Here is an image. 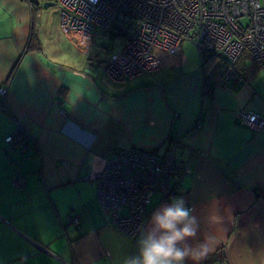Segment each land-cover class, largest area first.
Returning a JSON list of instances; mask_svg holds the SVG:
<instances>
[{"label": "crops", "instance_id": "0c3cea01", "mask_svg": "<svg viewBox=\"0 0 264 264\" xmlns=\"http://www.w3.org/2000/svg\"><path fill=\"white\" fill-rule=\"evenodd\" d=\"M41 4L0 0V264H126L143 232L129 238L111 224L93 174L116 151L161 153L171 142L192 170L169 200L151 194L145 230L157 208L183 198L199 221L189 243L207 245L197 264H264V130L235 116H264V72L248 59L247 83L225 87L221 60L205 73L181 53L121 88L103 72L113 53L101 68L92 63L96 30L81 45L57 11L55 33L39 37Z\"/></svg>", "mask_w": 264, "mask_h": 264}, {"label": "built area", "instance_id": "2783aa9c", "mask_svg": "<svg viewBox=\"0 0 264 264\" xmlns=\"http://www.w3.org/2000/svg\"><path fill=\"white\" fill-rule=\"evenodd\" d=\"M38 1V0H34ZM59 13L64 32L79 37L81 45L99 29L105 36L121 35L124 44L105 63L106 78L123 88L143 74H153L181 54L189 39L224 64L221 85L247 83L236 68L246 49L264 67V0H39ZM211 90L203 83V96ZM7 85L0 84V105L6 108ZM238 123L252 131L264 130V116L242 108ZM198 124V123H197ZM199 125V124H198ZM7 142L13 137L8 136ZM23 145L22 150H26ZM175 142L161 152L129 148L114 152L93 174L96 198L111 224L129 238L145 231L147 207L153 192L169 200L192 166L175 158ZM17 186L24 177L18 176ZM191 209V208H190ZM67 223L79 226L74 215Z\"/></svg>", "mask_w": 264, "mask_h": 264}, {"label": "clouds", "instance_id": "9594fccd", "mask_svg": "<svg viewBox=\"0 0 264 264\" xmlns=\"http://www.w3.org/2000/svg\"><path fill=\"white\" fill-rule=\"evenodd\" d=\"M198 231L199 221L192 210L183 198L174 197L152 213L139 240V254L126 264H185L189 259L197 264L207 254L205 242L189 243Z\"/></svg>", "mask_w": 264, "mask_h": 264}, {"label": "rangeland", "instance_id": "374dc122", "mask_svg": "<svg viewBox=\"0 0 264 264\" xmlns=\"http://www.w3.org/2000/svg\"><path fill=\"white\" fill-rule=\"evenodd\" d=\"M39 14H38V23H37V34H39V37L44 36V31H48L50 33H55L54 29L57 25V17L58 13L57 10L54 9L53 5H48L44 7V4H41L39 7ZM101 31L97 29L95 31V46H97V52L93 56V64L97 67L101 68V66L107 61L108 57L114 53L117 52L122 45L124 44V39L121 35H114L113 37H107L101 36ZM42 52L45 56H48V51L45 48V44L43 43ZM181 53L184 58L187 59L188 64L191 65H199L200 55L198 48L193 45V43L187 39L182 43L181 46ZM258 67V66H257ZM259 69L264 72V67L259 66ZM143 75H149V74H143Z\"/></svg>", "mask_w": 264, "mask_h": 264}, {"label": "trees", "instance_id": "16d2710c", "mask_svg": "<svg viewBox=\"0 0 264 264\" xmlns=\"http://www.w3.org/2000/svg\"><path fill=\"white\" fill-rule=\"evenodd\" d=\"M199 55H200V60H201V68L203 69V71L206 73L210 70V68L214 65V63L217 61V58L215 56H213L212 54L206 52V51H199ZM248 59L252 60V57L250 55V53L244 49L242 51V53L240 54L239 58L237 59L236 62V68L238 69V71L246 78V74L243 71L244 70V66L248 65ZM253 62V60H252ZM254 63V62H253ZM255 64V63H254ZM244 65V66H243ZM256 65V64H255ZM257 66V65H256ZM259 67V66H258ZM15 69V67H14ZM13 69V71H14ZM13 71L11 72V74L13 73ZM247 80V78H246ZM241 87V86H240ZM239 87H236L235 89H238ZM211 91V90H210ZM209 91V92H210ZM23 140V139H22ZM20 140V141H22Z\"/></svg>", "mask_w": 264, "mask_h": 264}, {"label": "water", "instance_id": "95a60500", "mask_svg": "<svg viewBox=\"0 0 264 264\" xmlns=\"http://www.w3.org/2000/svg\"><path fill=\"white\" fill-rule=\"evenodd\" d=\"M45 5H51V3H46Z\"/></svg>", "mask_w": 264, "mask_h": 264}]
</instances>
